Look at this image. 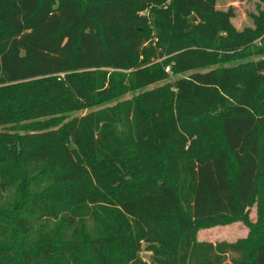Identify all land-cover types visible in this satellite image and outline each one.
<instances>
[{
	"label": "trees",
	"instance_id": "1",
	"mask_svg": "<svg viewBox=\"0 0 264 264\" xmlns=\"http://www.w3.org/2000/svg\"><path fill=\"white\" fill-rule=\"evenodd\" d=\"M232 17L214 0H0V264H144L142 241L157 264H264V58L244 59L255 32ZM195 33L239 62L204 71ZM168 66L190 74L137 93ZM144 154L174 179H139ZM238 221L248 238L197 239Z\"/></svg>",
	"mask_w": 264,
	"mask_h": 264
},
{
	"label": "rangeland",
	"instance_id": "2",
	"mask_svg": "<svg viewBox=\"0 0 264 264\" xmlns=\"http://www.w3.org/2000/svg\"><path fill=\"white\" fill-rule=\"evenodd\" d=\"M215 1V7L217 10L220 11H232L233 17L231 18L232 24L234 28L237 31H244L246 29H252L254 34L253 44L251 46H248L244 50V54L246 55L244 59L246 60H253L257 61L261 58H264V0H214ZM191 30V29H189ZM233 39V35L229 32L227 33L226 38L224 37L222 39L223 43H225L227 40ZM194 45H198L200 42L204 45V47L208 48L209 50L214 51L215 53V59L213 62L208 66L207 69H204V71L210 69V68H217L223 65H230L232 63H238L239 59L235 60L234 62L229 60V57L236 55V53H240L239 50H228L225 48L224 44L222 43H215V42H209L205 39L201 38V36L198 33H195L193 37L190 39ZM221 41V42H222ZM159 51V50H157ZM167 55L163 57L157 58V54L151 56V58L147 61V63L142 64L139 68L134 69L136 70H143L145 68H153L156 63L162 62ZM154 69V68H153ZM129 71V70H128ZM163 78H161L159 81L152 83L148 85L147 87H144L137 91L138 94L154 90L155 88L164 85L166 83L174 81L178 77L187 76L190 74V72L187 73H174L170 67L165 68V73H162ZM133 94L128 93L125 95L124 98H130ZM264 98V95H260V99ZM259 104V101H258ZM87 109L82 110L76 115H84L87 113ZM198 124H195L193 127H197ZM203 126V124H201ZM2 128L0 127V131ZM177 155V153H175ZM151 168V170H150ZM134 171L137 172V177L139 179L143 178L146 179L145 176L149 175L151 172L152 177L154 179L159 178L163 179V172L166 173L168 176L169 181H172L174 177L176 176L174 167L171 166H165L164 162L161 163L157 162V156L148 154L144 157L141 161H138L134 163V166L132 167ZM131 189V188H130ZM129 189V190H130ZM134 189H138L135 187ZM126 190L125 192H127ZM103 198L104 195L100 194ZM101 198V199H102ZM250 219L254 225H258V215H257V207L254 205L251 209L250 213ZM258 227V226H256ZM250 227H248L245 223L242 221L233 222L225 225H216L211 227H205L198 231L197 239L200 241H210V242H219L222 240L227 241H238L240 239H246L250 235ZM257 234L259 237H262L263 229L258 228ZM157 250L153 244H150L148 242L142 241V250L140 253V257L143 260L144 264H157ZM238 254L230 253L228 256V260L230 261L234 257H238Z\"/></svg>",
	"mask_w": 264,
	"mask_h": 264
}]
</instances>
